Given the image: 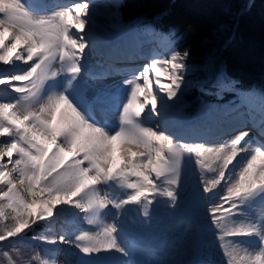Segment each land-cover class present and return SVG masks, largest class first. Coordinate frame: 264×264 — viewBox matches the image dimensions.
I'll return each mask as SVG.
<instances>
[{"label":"snow or ice","instance_id":"snow-or-ice-1","mask_svg":"<svg viewBox=\"0 0 264 264\" xmlns=\"http://www.w3.org/2000/svg\"><path fill=\"white\" fill-rule=\"evenodd\" d=\"M39 11V0H0V264H55L40 255L26 259L17 245L34 225H50L62 213L90 226L74 238L59 236L79 250L71 264H141L137 250L121 242L116 219L129 205L148 216L157 196L175 205L182 170L193 155L203 194H211L202 198L218 196L208 215L225 264H264V118L253 125L260 137H253L254 146L247 131L219 147L180 143L165 122L153 121L171 107L154 85L169 101L185 85L189 53L172 47L185 33L161 32L170 56L152 58L124 86L96 88L89 80L126 70L94 73L82 62L89 47L83 35L88 0L51 16ZM213 65L209 59L196 67L208 72ZM261 101L264 112V94ZM257 201L258 213L241 211ZM33 239L57 242L47 234Z\"/></svg>","mask_w":264,"mask_h":264},{"label":"rangeland","instance_id":"rangeland-1","mask_svg":"<svg viewBox=\"0 0 264 264\" xmlns=\"http://www.w3.org/2000/svg\"><path fill=\"white\" fill-rule=\"evenodd\" d=\"M121 2V0H119ZM119 1L116 3V13L114 15V19L118 23L116 26L118 27L117 29V35L118 32H130V37L126 39V41H129V44L131 45L132 43H136L133 41V39H137L139 41H142V39L146 38H151V32L145 31V29H152V27L145 22H135L133 24L128 23L130 25H125L121 22L120 17H119ZM86 19V17H85ZM114 21V20H113ZM111 24V22H110ZM103 39H106V35H101ZM156 33L154 35V40H156ZM160 38L166 39V37H162L159 35ZM131 38V39H130ZM109 39V38H107ZM87 40V37H86ZM110 41V40H109ZM89 42V41H88ZM138 42V41H137ZM153 40H148L141 42V44L144 46V54L148 52L149 50L151 51V48L153 46ZM105 45L108 44V42L104 41L103 42ZM155 43V42H154ZM137 44V43H136ZM94 46L90 44V47ZM133 46H129L125 44V49H130ZM109 52V51H108ZM159 58H165L163 54L158 55ZM146 61L149 62L150 58H146ZM214 71L211 72V76H213ZM192 69L185 74V85L182 86L181 91L178 93L177 97L173 98V100L169 101V105L171 107L164 112L159 113L155 118H153V121L159 123V121L164 120L165 122L163 124L164 129L166 132L174 137V139L177 140L175 135L171 134L172 130V125L175 127V125H178L180 129H187L192 123H197V128L196 130H191L190 134H193V138H203L201 136L195 135L196 132L198 131L199 125H203L206 121L207 118L211 115L207 113L208 117H205L204 115L200 114L201 111H210L211 109H217V107H221L222 109L225 108V106L233 107L236 105L239 100L241 101V96L244 94L243 92L238 93L237 91H229L226 90L224 91V84H226L222 79L224 75H219L217 77L214 75L213 79H217L216 83H220L221 86L217 87L216 86V97L218 98V102L215 103H208V104H203L201 105L200 109L197 111H189L191 110L192 106L195 104V99L194 100H188V102L185 100L183 101L181 97L182 91L186 89V87L189 85L190 82L195 83V79L193 80L191 77ZM218 74V73H217ZM196 78V77H193ZM167 83H170L169 81ZM228 85V84H227ZM232 86V85H231ZM200 88V85H199ZM229 88V87H228ZM157 89V88H155ZM222 93H230L233 96L230 100L226 99L225 101H222L221 99L223 98L224 95ZM250 94L256 95L261 99V94L264 93H256V92H249ZM157 94L160 96L161 94ZM5 94L3 93V89H0V97H3ZM222 101V102H220ZM193 103V104H191ZM216 103H218L216 105ZM191 104V105H187ZM216 105V106H215ZM238 106H240L238 104ZM215 107V108H214ZM189 111V113H188ZM195 113L192 117H189V114ZM112 117V116H111ZM205 117V118H204ZM113 118H118L117 114H114ZM263 118V117H262ZM213 119V118H212ZM117 120V119H114ZM202 122V124H201ZM178 127H176L178 129ZM179 129V130H180ZM176 133V132H175ZM188 136V135H187ZM187 139V138H185ZM3 139L0 138V141ZM186 143H189L186 141ZM196 140L192 141L191 144H196ZM195 156L193 155L190 158H187V163L185 164L182 174L180 177V184L177 189L179 196L177 198V202L175 205H173L167 197L164 196H157L155 198V202L150 206L149 208V215L144 216L143 211L139 209V206L136 205H130L128 211L125 214H128L130 216H133V220H126V217L123 216H118L116 219V223L118 225H122L121 228H123L126 233L128 231L135 229L139 232H145L149 238V242L152 244L159 243L161 241L164 242L163 248L164 252L161 251L160 257L161 260L158 261L157 264H163L162 261V255H166L169 253L170 250H182V252H186L188 248H191V246H183L184 241L188 238L189 235H191V242L192 248L193 249V254L190 252L187 256L186 255H180L181 262L180 264H190L189 261H191L194 256L196 255L197 251V243L198 245H201L202 248H205L204 244L207 242V246L210 248H205L207 251L206 253H203L205 261V264H225L221 261L222 259V250L219 248V241L215 239L213 236V232L216 231L213 226H211V219L210 216L208 215V208L211 206V204L216 203V201H213L212 199L209 200L207 198H202L205 197L206 195H211V194H203V184L201 183L202 177H201V170L200 168L196 165L195 163ZM210 173H205L204 175L208 178ZM214 173H212L213 175ZM210 179V178H209ZM222 192V191H221ZM154 208V209H153ZM245 209H241V211H244ZM72 211H76L73 209ZM111 211H115L114 209H111ZM135 211V212H134ZM152 211V213H151ZM249 212V210H246ZM134 212V215H132ZM83 216V214H80ZM142 217V219L136 217ZM130 218V217H129ZM237 219H242V218H237ZM106 223H111V219L109 218L108 220L105 221ZM85 221L82 219L74 220L73 217L67 213H62L60 216H58L56 219H54L51 224L49 225L48 222H39L36 225H34L31 229L27 230L26 233L21 237L18 238L19 243L18 247L20 248V251L22 255L26 259H30L34 255H40L43 258H47L50 261H55V264H71V262L75 261L76 256L74 253L78 252H72V247L73 245L70 244H64L59 241V236L62 234H72V237L74 238V235L79 234V231L81 229H87L90 226L88 225H83ZM87 224V223H85ZM197 228V231H202V235L197 234L196 238L195 236L193 237V229ZM122 230V231H124ZM40 234H47L50 236L56 237V243L55 244H48L44 241L41 240H35L33 239L34 236H38ZM123 238L121 239V242L124 243L125 245L128 244V247L134 248L135 242L132 241V238L130 241L126 239L125 233L122 234ZM183 237V238H181ZM177 242V244H176ZM132 243L131 245H129ZM210 243L212 245H210ZM58 244V245H56ZM140 245V244H139ZM55 246H61L60 248H55ZM166 248V249H165ZM249 248H251L249 246ZM258 250V249H257ZM256 251V250H254ZM72 252V253H71ZM154 253V251H152ZM171 252V251H170ZM147 253V252H146ZM158 253L155 252L154 257L157 256ZM147 254H144V256ZM200 255V254H199ZM114 257H120V254H114ZM117 257V258H118ZM196 258L200 259V257L196 256ZM126 259V258H125ZM191 259V260H190ZM202 259V260H203ZM197 259H195L196 262ZM155 261H157L155 259ZM188 261V263H187ZM6 264V262H5ZM38 264V262H36Z\"/></svg>","mask_w":264,"mask_h":264},{"label":"trees","instance_id":"trees-1","mask_svg":"<svg viewBox=\"0 0 264 264\" xmlns=\"http://www.w3.org/2000/svg\"><path fill=\"white\" fill-rule=\"evenodd\" d=\"M119 13L124 23L142 20L164 33L172 28L185 33L175 48L188 51L185 62L196 80L181 93L183 101L195 99L189 111L214 98L208 94L216 87L214 75L264 93V0H122ZM209 59L212 69L198 70Z\"/></svg>","mask_w":264,"mask_h":264},{"label":"bare ground","instance_id":"bare-ground-1","mask_svg":"<svg viewBox=\"0 0 264 264\" xmlns=\"http://www.w3.org/2000/svg\"><path fill=\"white\" fill-rule=\"evenodd\" d=\"M65 1H67V0H65ZM74 1H75V3L76 2H84V0H74ZM118 1L119 0H88L89 13H88V16L86 17L88 24L86 25L85 32L83 33V35L85 36V39L87 37V41H89V47H90V44H92L94 46H91V48H87L85 50L86 54H85V58L82 62L85 63L86 65H88L90 71H92L94 73H99V72H103V71H112L113 69L126 70L125 74H123V75H110V76H107L102 81H91V80H89V84H91L93 87H96V88H103L107 85H111L114 83L119 84L120 86H124V84H123L124 80L131 78V74L133 72H136L138 70H142L143 65L146 63H149L152 58H154V57L159 58L158 55L160 53L163 54V56H165V57L170 56V51H169V46L167 44V39L160 38L159 37L160 33H158V32H155L157 35L156 37H158V38H156V40H154V38H153L155 34H152V33H151V35H152L151 38L145 37L144 39H142L141 42L148 41L150 39L155 42V43L154 42L152 43L153 46L151 48V51L149 50L148 52H146V54H144L145 48L143 45H142V48L138 50L136 43H132L130 45L129 41H126V39H128L130 37V32H123L122 31L120 33L118 32V35L116 34L117 29H118L116 24L118 23V20L116 21L113 17L116 13V3ZM39 3H40V5L43 4L44 7H47V6L49 7V5H51V4L54 7V10H50V11L42 13L44 15L37 13V15H39V16H51V15H54L55 13L62 11L64 9V7H58V5H56L57 0H39ZM119 3L121 4L120 1H119ZM120 4H119L118 8H120ZM47 8H46V10H47ZM119 17H120V14H119ZM120 20H121V17H120ZM141 21L142 20L134 21V22H141ZM110 22H111V24H110ZM121 22H123V21L121 20ZM142 22H145V21H142ZM101 35H104V36L106 35L107 36L106 39H103V37ZM107 38H109V39H107ZM119 40H121V41H119ZM104 41L108 42V44L105 43V45H103ZM141 42L139 45H141ZM126 43H127V45L133 46V47L130 49H125ZM172 47H174V50H176L175 45ZM108 51H109V53H112L111 56H107ZM125 51H129V53L126 55V54H124ZM132 57L137 58L136 60H138V61L135 60L136 62L133 63L134 66H129L132 63V61H129L130 58H132ZM146 57L150 58L149 62L145 61ZM144 62H146V63H144ZM0 67H3V66H0ZM127 67H132V68L136 67L135 68L136 70H132V71L128 70L127 71ZM127 76H129V77L125 78ZM161 82L167 83L168 81L161 78ZM227 87H229V88H227L228 90L231 88L229 91H234L233 88L231 87V84H228ZM155 88H157V89H155ZM215 88L211 91H215ZM154 89L156 92L158 91V93L161 94L160 96H162L164 98V100L169 104V100H167L166 94L159 92V88L156 87L155 85H154ZM223 94H225V93H222V95ZM12 95H15V94L13 93ZM240 98H241V101L239 100V102L236 105H234L233 107H230V105H229V106H225V108L222 109L221 107L220 108L217 107L216 105L218 103H216L215 106L217 109H211L210 111L209 110L208 111H201L200 114L204 115L203 113H205V115H204L205 117H208L207 113L208 114L211 113V115L209 116V118H207L206 121H203V122H205L203 125H199L200 129H198V131L196 132L195 135L201 136L204 138L207 136L206 134H208L209 132L214 133V131L224 129L226 126H231L234 124L250 125L251 120H253L255 123H257L258 121H260L262 119V117L264 118V112L261 111L262 101L259 97H257L256 95L250 94V93H244ZM202 103H203V101H201L198 109H200ZM238 104L240 106H238ZM113 117H114V115H112V118ZM153 118H155V116ZM116 119L118 120V118H116ZM201 124H202V122H201ZM243 125H242V127H239V129L238 128L234 129V130L232 129L230 131V133L225 134V135L220 136V137H215V138L211 139L210 141H207V142L202 141L201 142V141L196 140V142L197 143H203V144H205L207 146H211V147H219L221 144H228V142L232 138H234L236 135H238L242 131H247L249 133L248 137H246V141H250V138L252 139L253 137H256V138L259 137V133L257 132V131H259L258 129H256L255 127L252 128V127L243 126ZM171 131L179 133L178 129L176 127H174L173 125H172ZM0 138L3 140L5 139L2 137H0ZM184 138H186V137H184ZM243 155H246V154H243ZM214 175L215 174L212 175V173H210L208 178H212ZM218 191L221 192L223 190L219 189ZM221 194H222V192H221ZM212 200L218 202V196H213ZM255 203H256V207L254 209H245L244 211L249 210V214H253V215L258 213L260 211V204L258 201ZM129 207H130V205L128 206V209H129ZM151 213H152V211H151ZM237 218L243 219L242 216H239ZM85 223H86V221H85ZM85 223H83V225H87ZM131 238L132 237H128V239H131ZM237 239H240V238H237ZM245 239H248V238H245ZM191 241H192L191 235H189L188 238L184 241L185 245H183V246L186 247L189 245V246H191V248H188V250H186V252H182L183 249H181L180 251L175 250V249L170 250L171 252L169 251V253L166 254L165 256L162 255L163 259L161 262H163V264H180V262H181L180 255L181 254L186 255V256L190 252L193 254L192 251L194 248H192L193 243ZM56 245H58V244H56ZM249 246L251 247L250 248L251 250H253V251L256 250V249H254L255 246H253V245H249ZM60 247L61 246H55V248H60ZM71 249H72V252H79V250L76 249L75 247H72ZM133 249L137 250L136 255H135L136 260L140 261L141 264H150L146 258L142 257L145 254L144 251L147 249V248H144L143 244L139 245V244L135 243ZM152 251H154V250L151 249V251H148L149 252L148 254H150ZM114 254H117V253H112V255H114ZM157 256L159 257L160 254H157ZM221 261L223 263H225V257L224 256H222ZM187 263H188V261H187Z\"/></svg>","mask_w":264,"mask_h":264}]
</instances>
